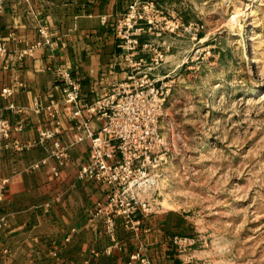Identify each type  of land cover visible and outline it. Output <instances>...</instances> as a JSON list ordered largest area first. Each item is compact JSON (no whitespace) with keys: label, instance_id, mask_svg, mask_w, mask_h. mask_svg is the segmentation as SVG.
I'll list each match as a JSON object with an SVG mask.
<instances>
[{"label":"crops","instance_id":"1","mask_svg":"<svg viewBox=\"0 0 264 264\" xmlns=\"http://www.w3.org/2000/svg\"><path fill=\"white\" fill-rule=\"evenodd\" d=\"M0 4V41L12 53L29 51L9 68L0 61V117L12 125L10 139L0 141V179L7 180L0 200V218L5 219L0 264H129L138 251L151 264H184L174 239L185 217L172 211L139 213L138 231L117 218L115 245L105 216L98 213L112 188L78 177L89 159V130L98 131L104 122L90 115L88 106L134 73L116 27L129 0ZM42 26L49 28L50 43L40 34ZM58 68L80 82L79 106L64 101ZM7 88L12 94L4 96ZM55 128L56 139L68 147L69 158L62 163L50 156L51 140L22 151L4 146L37 140L41 132Z\"/></svg>","mask_w":264,"mask_h":264},{"label":"rangeland","instance_id":"2","mask_svg":"<svg viewBox=\"0 0 264 264\" xmlns=\"http://www.w3.org/2000/svg\"><path fill=\"white\" fill-rule=\"evenodd\" d=\"M131 4L117 35L135 32L134 59L164 86L167 143L134 194L155 216L185 217L184 264H264V0Z\"/></svg>","mask_w":264,"mask_h":264},{"label":"built area","instance_id":"3","mask_svg":"<svg viewBox=\"0 0 264 264\" xmlns=\"http://www.w3.org/2000/svg\"><path fill=\"white\" fill-rule=\"evenodd\" d=\"M131 4L128 11H133ZM131 9V10H130ZM2 5L0 4V13ZM130 20V18H129ZM127 26H132L128 21ZM130 29V27H128ZM46 43H50L49 28L42 26L39 29ZM124 32L122 38L128 51L127 60L134 73L128 80L116 82L112 90L88 106L90 115H98L103 119V126L98 131L89 130L91 148L89 159L84 162L78 173L80 179H90L112 188L104 204L100 205L98 213L105 216L108 233L116 244L117 218H121L125 225L138 231L141 220L138 214L150 215L154 213L146 201L139 200L133 192L136 186H142L155 176V167L166 155V139L160 131V120L164 113V86H158L150 77V67L143 70L144 59L135 60V50L140 47L137 39L130 38L134 33ZM123 29L118 33H122ZM147 47L144 45L143 48ZM28 50L12 53L5 41H0V61L6 68L21 61ZM63 80L64 101L79 106L81 97L80 82L72 74L62 68L55 70ZM12 94V89L3 91L4 96ZM81 112L80 108L76 114ZM53 111L51 115H55ZM11 122L0 117V141L11 137ZM58 129H50L40 133L37 140L21 142L14 140L5 143V148H14L17 151L29 149L47 141L53 142L50 151L51 157L62 162L69 158L68 147H64L56 139ZM58 174V170L55 169ZM7 180L0 179V200L3 198ZM5 225V219L0 218V229ZM179 250H185L194 240L176 236L174 239ZM151 264L149 259L138 251L131 255L129 264Z\"/></svg>","mask_w":264,"mask_h":264}]
</instances>
